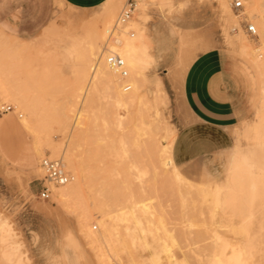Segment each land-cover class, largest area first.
I'll return each instance as SVG.
<instances>
[{
	"label": "rangeland",
	"instance_id": "1",
	"mask_svg": "<svg viewBox=\"0 0 264 264\" xmlns=\"http://www.w3.org/2000/svg\"><path fill=\"white\" fill-rule=\"evenodd\" d=\"M145 1L147 13L138 8L131 19L146 32L140 102L126 104L109 75L96 68L99 50L106 57L113 36L123 37L124 26L110 32L127 0L56 8L50 24L28 39L0 28V108H14L0 113V219L7 227L0 232V264H264V191L246 225L219 209L215 198L229 184L236 156L264 174V133L255 138L256 127L264 132V47L259 58L240 49L231 30L236 12L231 7L228 15L223 0H187L190 6L180 12L168 5L185 0ZM262 4L255 15L264 19ZM110 19L109 35L97 40L95 31ZM213 48L253 65L254 102L231 149L191 162L196 169L176 179L163 146L168 130L178 131L188 119L183 66ZM117 72L119 83L128 84L130 74L123 79ZM152 120L163 127L157 134L146 125ZM149 135L154 143L146 141ZM44 158L63 162L75 178L66 185L86 176L83 190L62 198L58 190L65 185L49 182ZM43 185L53 191L50 200L38 195ZM116 202L126 207L124 219L115 216L104 229L102 210ZM87 211L93 219L84 218Z\"/></svg>",
	"mask_w": 264,
	"mask_h": 264
},
{
	"label": "crops",
	"instance_id": "2",
	"mask_svg": "<svg viewBox=\"0 0 264 264\" xmlns=\"http://www.w3.org/2000/svg\"><path fill=\"white\" fill-rule=\"evenodd\" d=\"M107 1L0 0V28L20 39L32 38L50 24L58 2L85 10ZM254 86L253 65L236 52L209 49L189 65L182 95L192 121H184L172 146V159L184 175L196 169L191 162L235 145L234 131L249 114Z\"/></svg>",
	"mask_w": 264,
	"mask_h": 264
},
{
	"label": "bare ground",
	"instance_id": "3",
	"mask_svg": "<svg viewBox=\"0 0 264 264\" xmlns=\"http://www.w3.org/2000/svg\"><path fill=\"white\" fill-rule=\"evenodd\" d=\"M152 1H154V0H152ZM229 2H231V0H223V6H224V9L227 12V14L231 15L232 9H231ZM243 2H244L243 11L249 14V18H248L249 20L255 21V24L258 26V28L257 27L256 28H257V30L259 29V31L257 32L258 35L256 38L253 39L246 32L244 23L245 22L253 23L254 21L253 22L249 21L246 18L247 15H244V12L242 13L243 15H239L236 13L235 16H236V19L238 21V24L232 26L231 30L233 31V34H235L234 39H235V41H237L240 49L243 52H245L247 55L252 54L254 57L259 58L260 54L257 53L259 50L258 47H264V19L261 18V16L255 15V14L261 11V6L263 5L262 4L263 0H243ZM139 5H141V7H139V14H141L143 16L147 13L149 1L143 0ZM118 18H117V21H118ZM231 20H230V23H231ZM117 21H116V24H117ZM112 23H113L112 19L107 20V21H103L101 27H99V30L95 31L96 32L95 33L96 39L99 38V41H100L99 35H101V38L105 39V37H107L109 35L108 33L111 31ZM122 26H124L121 29V32H123V37L120 38L119 36L117 37V35L113 36V38H112V41L114 43L113 48H108V49L110 51H114V52L118 53L125 60L127 73L130 74L129 78H128L129 83L128 84L124 83L125 85H123V86L119 83V77H118L117 69L112 68L108 64L107 55L105 57L106 53H105L104 49L101 51L99 50V52H98V55L96 58V61H97L96 62V68L100 72L109 75L111 82H113L115 84L116 91L118 92L120 99L125 101V103L127 104V103H131V102H136V101L140 102L145 97L144 94L140 91V89L138 87V82L143 81L145 79V76H146V73L144 72L143 67H142V58H141V52L143 51V53H145V48H146V45L142 42V38H146V32L139 26V23H136V22L130 20L123 25H116V28L114 27V29L110 32V34L114 35V32L116 30H119ZM238 28H242L241 31L238 32ZM109 46H111V44ZM196 57L189 59L188 62L184 64V66H183L184 72L187 71L189 65L193 62V60ZM128 90H131V91L129 92ZM23 98H22L21 103H23ZM28 104L29 103H27V107H30V105L28 106ZM157 114H159V113L157 112ZM20 116H22V115H20ZM25 122L28 124L27 119L25 120ZM146 125H148V127L150 129H153L152 130L153 133L156 132L154 134H157L158 131L163 128L161 126V123L159 121H155V120L147 122ZM146 125H144L143 127H146ZM260 127H256V130H255V138L258 140L263 138V133H264L262 128H260ZM139 131H141V128L139 129ZM149 133H151V132L149 131ZM159 135H160V132H159ZM159 135H158V137H159ZM149 136H148L149 139H147L148 138L147 137L146 138L147 140L146 139L145 140L147 142H148V140H150V142H153V141H151V139L154 136H152V138H151V135H149ZM176 137H177V130H175L174 128H170L167 132V135H166V144H164L163 150H164V156H165L166 161L167 162L170 161V165H172L174 168L173 173H172L173 177H175L176 179L177 178L182 179L185 175L181 172L179 167L174 163V161L172 159V146H173V143H174ZM156 138H157V136H156ZM155 141H156V139H155ZM153 143H151V144H153ZM154 145H156V144H154ZM117 159H119V158H117ZM72 163H71V160L69 159V165L70 166H72ZM115 165H117V164H115ZM122 165H123V162H122ZM114 167H116V166H114ZM72 170H73V168H72ZM118 170L120 171V169H118ZM121 172H123V171H121ZM78 173H79V171H78ZM158 174L159 173H157V175ZM123 176L124 175H122L121 177H123ZM84 177H86V176H81V175L77 176V179L73 184H69V185L65 184L64 187H62L61 189L58 190V194L62 198H67V197L72 196L73 194H77V193L81 192L83 190V187H84L83 185L86 184ZM118 179L116 178L114 180L118 181ZM121 180H123V179L121 178ZM125 181H127V180H125ZM60 186H62V185H60ZM263 191H264V174L262 172L261 173L257 172L255 170L253 164H251L247 158L241 157V156H236L232 162L231 176H230L229 184L226 187H224V189H219L216 192L215 198H216V203H217V206L219 209L231 210L233 213H235V215L240 216L243 224L246 225V224H248V222H251L252 219L256 216L255 206H256L257 202H259L261 200V196L263 194ZM118 200H119V198H118ZM114 201H116V200L114 199ZM131 201H132L131 205H133V200H131ZM108 203H109V201H108ZM125 204L127 206L128 202ZM105 205L107 206V204H104V206ZM104 206L102 205V208H100V209H103ZM124 206H123V208H124ZM123 208L119 207V203L117 204V202H116V205L109 206L107 209L102 210L104 212V215L107 216V217L102 218L100 220V223L104 229H107L111 226V222L113 221L112 220L113 217H115V216L124 217L123 211H121ZM126 214H129V213H126ZM93 216H94L93 211L92 212L87 211V213L84 214V218L89 219V220L93 219ZM125 216H128V215H125ZM122 219H124V218H122ZM1 221H2V219H0V232L3 233V232H5V229L7 227L4 228V226H3L4 223L2 224ZM4 235L5 234L2 235V239H4ZM253 239H254V237H249L248 242H252Z\"/></svg>",
	"mask_w": 264,
	"mask_h": 264
},
{
	"label": "built area",
	"instance_id": "4",
	"mask_svg": "<svg viewBox=\"0 0 264 264\" xmlns=\"http://www.w3.org/2000/svg\"><path fill=\"white\" fill-rule=\"evenodd\" d=\"M143 0H127V3L125 4L124 8L122 9L117 25H123L130 21L135 13V11L138 9L137 5H139ZM231 7L234 12H236L239 15H243V9H244V2L243 0H231ZM245 29L248 34L250 35H257V28L255 24L245 22ZM254 29V30H253ZM107 62L108 64L114 68L119 70L121 76L123 79L128 77V73L126 70V64L125 60L120 56L118 53L114 51H110L107 48ZM120 61H123L121 63ZM128 87V86H127ZM13 107L11 105L2 106L0 108V113H6L13 111ZM41 165L43 169L46 171V177L49 180L50 183L54 185H65L69 182H71L74 179V176H72L69 172L66 171L64 164L59 159H49L44 158L41 162ZM55 173L56 175H53ZM60 181H67V183H61ZM53 191L50 186L43 185V187L40 189L38 195L43 200H50L52 197Z\"/></svg>",
	"mask_w": 264,
	"mask_h": 264
},
{
	"label": "snow or ice",
	"instance_id": "5",
	"mask_svg": "<svg viewBox=\"0 0 264 264\" xmlns=\"http://www.w3.org/2000/svg\"><path fill=\"white\" fill-rule=\"evenodd\" d=\"M190 5H189V3L187 2V0H185V2H183V3H179V4H177V5H175V6H173V5H168V7H170V8H173L174 7V11H176V12H180V11H183L185 8H187V7H189ZM63 7H66V5H64V4H61V3H58L57 4V8L59 9V8H63ZM137 7L139 8V7H141V5H137ZM254 30V29H253ZM175 32V30L173 29V33ZM121 63H123V61H120ZM191 121H192V117H191V114H188V119L185 121L186 123H191ZM25 131L26 132H31V130L27 127V126H25ZM167 163H169L170 164V161H168ZM53 175H56L55 173H53ZM61 183H67V181H60ZM153 264H156V262L154 261L153 262Z\"/></svg>",
	"mask_w": 264,
	"mask_h": 264
}]
</instances>
